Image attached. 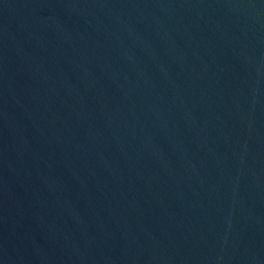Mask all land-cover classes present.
Here are the masks:
<instances>
[{
	"label": "water",
	"instance_id": "1",
	"mask_svg": "<svg viewBox=\"0 0 264 264\" xmlns=\"http://www.w3.org/2000/svg\"><path fill=\"white\" fill-rule=\"evenodd\" d=\"M0 264H264V0H0Z\"/></svg>",
	"mask_w": 264,
	"mask_h": 264
}]
</instances>
